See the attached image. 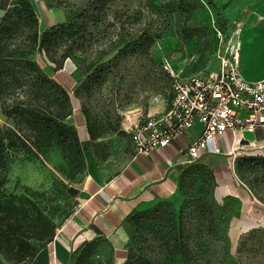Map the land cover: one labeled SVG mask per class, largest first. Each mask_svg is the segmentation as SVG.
I'll return each mask as SVG.
<instances>
[{
	"label": "trees",
	"instance_id": "trees-1",
	"mask_svg": "<svg viewBox=\"0 0 264 264\" xmlns=\"http://www.w3.org/2000/svg\"><path fill=\"white\" fill-rule=\"evenodd\" d=\"M47 3L50 8L67 7L73 14L42 32L38 31L40 18L29 0H11L0 16V113L7 122L0 124V264H30L69 215L55 224L41 206L45 192L30 188L21 194L10 191L9 157L13 153L36 157L56 146L64 157L80 165L88 148L79 140L76 128L65 121L72 113L69 93L41 68L34 54L51 64L54 72L61 70L68 58L81 59V80L73 95L80 102L91 142L104 131L96 119L98 102L114 112L116 105L125 106L139 96L146 99L165 89L169 101L172 96L174 79L151 55L163 28L143 15L142 0ZM117 130L108 123L107 131ZM204 159L181 168L177 187L182 202L178 210L170 201H160L126 216L123 226L128 241L122 264L227 262L229 242L209 201L216 178ZM235 172L240 176L264 172V156L238 158ZM197 181L200 186L194 190ZM69 190L75 192L74 188ZM258 233L259 229L252 228L240 237L239 263L252 260L257 252L264 255V241L256 239ZM95 243H85L75 264L89 258Z\"/></svg>",
	"mask_w": 264,
	"mask_h": 264
},
{
	"label": "rangeland",
	"instance_id": "rangeland-1",
	"mask_svg": "<svg viewBox=\"0 0 264 264\" xmlns=\"http://www.w3.org/2000/svg\"><path fill=\"white\" fill-rule=\"evenodd\" d=\"M29 1L40 18L39 32L50 25L65 21L73 14V11L64 6L53 5L50 8L47 0ZM10 2L11 0H0V16ZM142 2L145 5L143 15L147 14L149 19L163 28L151 55L171 77L173 74L183 78L216 70L219 61L217 51L227 43L229 33L239 35L242 56L246 44L259 42L260 51L255 55L252 53L249 59L256 70L250 73L253 70L251 68L245 74L255 79L259 78L260 72L264 76V0H184L183 4L179 0ZM218 31H221L222 37L218 36ZM226 32L228 36H224ZM33 59L69 93L72 113L65 121L74 126L78 137L82 138L86 134L83 126L85 120L80 112V102L73 95V90L81 80V59L68 58L63 68L57 72L52 70L51 64L42 56L34 54ZM164 91L146 99L139 96L125 106L116 105L114 112L109 105L105 104L106 107L102 105V101L98 102L99 114L96 119L100 121L104 131L96 141H81L88 148L83 151L80 165L64 157L56 146H51L31 158L22 154L15 156L13 153L9 157L8 189L16 194L23 193L25 188L45 192L41 206L46 208L55 224H58L74 208L84 203V196L77 188L81 187L86 178H95L98 181L111 179L129 163L133 150L129 134L124 128L131 120L142 115L162 113L169 103V91ZM109 122L117 126L118 130L107 131ZM0 124H7L1 113ZM225 144L227 147L230 144L228 136L225 137ZM234 148L236 149L232 152L230 147L231 154L221 149L219 153L212 154L215 159L204 161L215 174L216 187L218 179L227 180L231 186L240 185L252 200L251 208L246 213L243 207L248 201H245L246 198L244 199L240 190V193L230 195L224 201L217 200L214 195L209 196V201L216 209L220 231L229 242V254L225 264H264V255L260 256L259 252L249 261L239 263L236 259L240 237L250 230L246 229L253 224L255 214L264 213V172H259L256 176L248 173L242 176L236 174L235 161L245 155L238 153L240 150L236 145ZM198 186L200 181L195 182L194 190ZM70 187L75 189L74 193L69 190ZM176 191L173 201H169L178 210L182 197L177 186ZM252 208L255 212L250 210ZM260 224L255 227L260 230L256 239L264 241V219H261ZM100 242L103 243L102 250L91 251L89 258L81 264L119 263L112 256V249L106 239ZM259 259L261 262H258Z\"/></svg>",
	"mask_w": 264,
	"mask_h": 264
},
{
	"label": "crops",
	"instance_id": "crops-1",
	"mask_svg": "<svg viewBox=\"0 0 264 264\" xmlns=\"http://www.w3.org/2000/svg\"><path fill=\"white\" fill-rule=\"evenodd\" d=\"M246 46L244 58L242 53L240 55L241 73L245 80L255 81L264 77L261 72L256 79L248 77L245 72L249 73L253 68V63L249 59L252 53L255 55L260 51V44L256 41ZM255 70L253 68L250 73H254ZM83 126L86 134L79 139L87 141L89 137L85 121ZM193 133L194 130L189 131L165 148L153 150L147 155L132 157L111 179L98 181L95 178H86L81 187L77 188L84 196V203L70 212L56 229L53 240L37 253L30 264H75L86 242L96 240L91 251H101L103 243L100 241L103 239L110 245L114 259L119 261L118 264H122L125 260L124 247L128 241L123 226L126 216L132 211L153 207L160 201H173L177 192L178 174L181 168L188 164L182 149L190 141ZM226 136L230 140L229 146H226L225 138L220 145L222 150L225 149L227 154H231L229 151L232 138L229 134ZM239 141L242 143L237 144ZM234 144L241 148L238 152L240 154L264 156V126L256 128L253 132H242ZM212 157L214 155H209L204 160L215 159ZM217 184L213 193L217 200L224 201L230 195L243 192L242 196L248 201L243 209L248 212L252 200L245 189L238 184L237 187L231 186L227 180L222 179H218ZM250 210L255 212L253 208ZM255 215L253 224L246 230L261 225L264 213ZM74 252H77L75 259L72 258Z\"/></svg>",
	"mask_w": 264,
	"mask_h": 264
},
{
	"label": "built area",
	"instance_id": "built-area-1",
	"mask_svg": "<svg viewBox=\"0 0 264 264\" xmlns=\"http://www.w3.org/2000/svg\"><path fill=\"white\" fill-rule=\"evenodd\" d=\"M218 36L222 37L221 31ZM241 45L239 35L229 33L227 43L217 51L216 70L183 78L172 74L175 78L167 108L135 118L124 128L131 138L133 158L170 146L194 130L182 149L189 164L219 153L227 134L232 138L233 152L242 132L264 126V77L244 79Z\"/></svg>",
	"mask_w": 264,
	"mask_h": 264
}]
</instances>
